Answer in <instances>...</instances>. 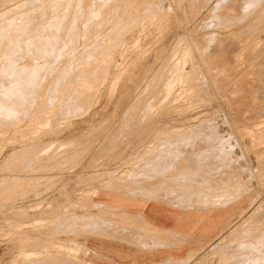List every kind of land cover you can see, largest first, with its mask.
Segmentation results:
<instances>
[{
	"label": "rangeland",
	"instance_id": "374dc122",
	"mask_svg": "<svg viewBox=\"0 0 264 264\" xmlns=\"http://www.w3.org/2000/svg\"><path fill=\"white\" fill-rule=\"evenodd\" d=\"M0 17V264L86 263L82 245L97 264H264V0H0ZM154 135L212 143L209 175L226 180L213 184L210 213L222 222L206 241L96 204V186L128 174L117 167L145 159ZM180 147L165 144L153 163L176 161ZM122 214L151 248L184 246L189 257L95 247L90 228Z\"/></svg>",
	"mask_w": 264,
	"mask_h": 264
},
{
	"label": "crops",
	"instance_id": "0c3cea01",
	"mask_svg": "<svg viewBox=\"0 0 264 264\" xmlns=\"http://www.w3.org/2000/svg\"><path fill=\"white\" fill-rule=\"evenodd\" d=\"M154 136L157 137L144 147L143 152H146L145 154L147 155L145 159L136 164H124L117 167L121 172L128 174L107 181L102 189L98 185L96 186V204L112 209H119L121 213L124 212L127 215H137L139 221H146L156 228L188 233L196 239L206 241L215 235L222 222L221 217H219L220 214L216 216L210 213V209H212L210 203L217 200L216 188H214L213 184L216 181H220L223 177L221 171L217 178H212L209 175L211 173L209 168L215 166L217 162L216 156L214 152H208L207 147L209 146L200 143L199 139L196 140L195 146L192 149L183 147L182 143H189L187 140H189V136L191 135H172L174 137H168V135ZM202 136L209 139L208 135ZM212 137H215V135ZM172 143L181 145L179 150L182 154L178 160L172 161V158L168 156L167 161L164 163H153L155 159L162 155L157 154L160 148L165 144ZM168 153L172 154L173 152ZM173 158L175 157L173 156ZM130 172L132 174H129ZM224 179L226 180V177ZM103 209L108 211L107 208ZM124 214H122L120 221L115 220L116 222L114 221L110 226L90 228L91 233L98 234L97 238L90 239L92 242L93 240H97L93 243L95 247L104 248V245L109 246L112 252L117 251L122 253L119 255L121 259L126 258L130 253H145L157 248L162 249L156 253H162L165 256L179 259H187L189 257L185 256L188 253V249L184 246L178 247L176 245L169 248L167 246L155 245L153 246L154 249L151 248L152 242L148 239L149 237H146L147 240H143L141 232L137 233L131 227L128 228L124 225L127 224L125 222L127 221V217ZM95 215L103 217L98 219H111L110 216L105 215L103 212H97ZM140 223L142 222L140 221ZM101 236H111V239L125 242L124 244H128L129 246L133 242L136 251L134 252L133 248H130L128 245V247L123 245L122 248H119L120 246L116 244V241L102 239ZM139 241L144 243L143 246L139 245ZM82 246L89 250L92 258L98 256L95 250L85 245ZM119 258L117 256V259ZM91 259L87 260L86 263L77 260H75L76 263H73L72 259H66L63 263L66 264V262L69 263L70 261L71 264H97ZM163 260L152 262L158 264Z\"/></svg>",
	"mask_w": 264,
	"mask_h": 264
},
{
	"label": "bare ground",
	"instance_id": "6f19581e",
	"mask_svg": "<svg viewBox=\"0 0 264 264\" xmlns=\"http://www.w3.org/2000/svg\"><path fill=\"white\" fill-rule=\"evenodd\" d=\"M100 1H101V0H100ZM249 2H250V1H249ZM249 2H248V3H249ZM149 3H151V2H149ZM115 4H116V3H115ZM151 7H152V6H151ZM147 8H148V7H147ZM8 9H10V8H8ZM8 9H7V10H8ZM54 9H55V8H54ZM150 9H151V8H150ZM161 9H162V8H161ZM58 10H59V8H58ZM58 10H57V12H58ZM94 10H95V9H94ZM145 10H146V9H145ZM147 10H148V9H147ZM16 11H17V10H16ZM18 11H19V10H18ZM55 11H56V10H55ZM62 11H63V10H62ZM2 12H3V11H2ZM51 12L53 13V11H51ZM152 12H153V11H152ZM16 13H17V12H16ZM2 14H3V13H2ZM54 15H55V14H54ZM58 15H59V14H58ZM36 16H37V15H36ZM48 16H49V15H48ZM50 16H51V15H50ZM8 17H9V15H8ZM161 17H162V16H161ZM0 18H1V17H0ZM11 18H12V17H11ZM11 18H10V19H11ZM39 18H40V17H39ZM39 18H38V19H39ZM49 18H50V17H49ZM12 19H13V18H12ZM72 19H73V18H72ZM160 19H162V18H160ZM127 20H128V19H127ZM130 20H131V19H130ZM156 20H157V19H156ZM35 21H37V20H35ZM35 21H34V23H35ZM39 21H40V20H39ZM10 22H11V21H10ZM19 22H21V21H19ZM24 22H25V21H24ZM29 22H30V21H29ZM29 22H28V23H29ZM44 22H45V21H44ZM56 22H57V21H56ZM131 22H133V21L131 20ZM49 23H50V22H49ZM53 23H54V22H53ZM195 23H196V22H195ZM20 24H21L22 26L24 25V24H22V23H20ZM31 24H32V22H31ZM39 24H40V22H39ZM51 24H52V22H51ZM60 24H61V23H60ZM125 24H126V23H125ZM13 25H14V23H13ZM16 25H17V24H16ZM46 25H49V24H46ZM126 25H127V24H126ZM131 25H132V24H131ZM1 26H2V25H1ZM3 26H5V24H4ZM3 26H2V27H3ZM24 26H26V24H25ZM27 26H29V25H27ZM41 26H42V24H41ZM44 26H45V25H44ZM59 26H60V25H59ZM65 26H66V25H65ZM19 27H20V26H19ZM50 27H51V26H50ZM54 27H55V26H54ZM56 27H57V26H56ZM130 27H131V26H130ZM130 27H129V28H130ZM193 27H194V26H193ZM7 28H8V27H7ZM28 28H30V27H28ZM28 28H27V29H28ZM32 28H33V27H32ZM46 28H47V27H46ZM60 28H61V27H60ZM15 29H16V28H15ZM21 29H23V28H21ZM33 29H34V28H33ZM52 29H53V27H52ZM66 29H67V28H66ZM125 29H126V28H125ZM3 30H4V29H3ZM3 30H2V31H3ZM19 30H20V29H19ZM47 30H48V29H47ZM68 30H69V29H68ZM68 30H67V31H68ZM121 30H122V28H121ZM16 31H17V30H16ZM28 31H29V30H28ZM31 31H32V30H31ZM34 31H35V30H34ZM45 31H46V30H45ZM67 31H66V33H67ZM22 32H23V31H22ZM40 32H41V31H40ZM68 32H69V31H68ZM71 32H72V31H71ZM19 33H20V32H19ZM24 33H25V31H24ZM24 33H22V34H24ZM36 33H37V32H36ZM6 34H7V33H6ZM38 34H39V33H38ZM50 34H51V33H50ZM55 34H56V32H55ZM105 34H106V33H105ZM259 34H260V33H259ZM26 35H27V34H26ZM26 35H25V36H26ZM43 35H44V34H43ZM46 35H47V34H46ZM68 35H70V34H68ZM0 36H1V35H0ZM2 36H4V35H2ZM8 36H9V35L7 34V37H8ZM12 36L14 37V34H13ZM41 36H42V35H41ZM93 36H94V35H93ZM114 36H115V35H114ZM16 37L18 38V36H16ZM21 37H22V36H21ZM28 37H29V36H28ZM32 37H34V36L32 35ZM37 37L39 38V36H37ZM52 37H53V34H52L51 38H52ZM61 37H63V36H61ZM10 38H11V37H10ZM10 38H9V39H10ZM14 38H15V37H14ZM54 38H55V37H54ZM22 39H23V38H22ZM45 39H46V38H45ZM61 39H62V38H61ZM68 39H69V38H68ZM100 39H101V38H100ZM119 39H120V38H119ZM11 40H12V39H11ZM17 40H18V39H17ZM17 40H16V41H17ZM39 40H40V39H39ZM13 41H15V40H13ZM22 41H23V40H22ZM27 41H30V39L27 40ZM32 41H33V40H32ZM55 41H56V40H55ZM72 41H73V40H72ZM115 41H116V40H115ZM11 42H12V41H11ZM19 42H20V41H19ZM38 42H39V41H38ZM96 42H97V41H96ZM2 43H3V42H2ZM20 43H21V42H20ZM44 43H45V42H44ZM16 44H17V42H16L14 45H16ZM30 44H31V42L29 43V45H30ZM260 44H261V43L259 42V38H255V39L253 38V40L250 41V43H249V45H248V51L253 52V51L257 50V49L260 47ZM22 45H23V44H22ZM25 45H26V44H25ZM27 45H28V44H27ZM29 45H28V46H29ZM112 45H113V44H112ZM11 46H12V45H11ZM16 46H17V45H16ZM16 46H15V47H16ZM23 46H24V45H23ZM63 46H64V43H63ZM65 46H66V45H65ZM65 46H64V47H65ZM70 46H71V45H70ZM12 47H13V46H12ZM30 47H31V46H30ZM64 47H63V48H64ZM195 47H196V46H195ZM5 48H6V47H5ZM10 48H11V47H10ZM16 48H17V47H16ZM45 48H46V47H45ZM45 48H44V49H45ZM54 48H55V47H54ZM58 48H59V47H58ZM61 48H62V46H61ZM93 48H94V47H93ZM93 48H92V49H93ZM243 48H244V47H243ZM42 49H43V48H42ZM44 49H43V50H44ZM85 49H86V47H85ZM98 49H99V48H98ZM17 50H18V49H17ZM50 50H51V49H50ZM105 50H106V48H105ZM244 50H245V49H244ZM244 50H243V51H244ZM258 50H259V49H258ZM21 51H22V50H21ZM29 51H30V50H29ZM40 51H41V50H40ZM54 51H55V50H54ZM62 51H64V50L62 49ZM110 51H111V50H110ZM0 52H1V51H0ZM4 52H5V51H4ZM11 52H12V51H11ZM31 52H32V51H31ZM41 52H42V51H41ZM47 52H48V51H47ZM66 52H67V51H66ZM1 53H2V52H1ZM6 53H7V52H6ZM43 53H44V52H43ZM43 53H42V55H43ZM63 53H64V52H63ZM256 53H257V52H256ZM4 54H5V53H4ZM18 54H19V52H18ZM20 54H21V53H20ZM31 54H32V53H31ZM33 54H34V51H33ZM50 54H51V53H50ZM97 54H98V53H97ZM254 54H255V53H254ZM57 55H58V54H57ZM63 55H64V54H63ZM6 56H9V55L7 54ZM13 56H14V54H13ZM32 56H33V55H32ZM48 56H50V55L48 54ZM61 56H62V55H61ZM90 56H91V55H90ZM102 56H103V55H102ZM102 56H101V59H102ZM107 56H108V55H107ZM246 56H247V55H246ZM10 57H11V56H10ZM22 57H23V56H22ZM25 57H26V56H25ZM95 57H96V56H95ZM4 58H5V57H4ZM4 58H3V59H4ZM59 58H60V56H59ZM91 58H92V57H91ZM107 58H108V57H107ZM107 58H106V59H107ZM14 59H16V58H14ZM17 59H18V58H17ZM23 59H24V58H23ZM27 59H28V58H27ZM56 59H57V57H56ZM60 59H61V58H60ZM103 59H104V58H103ZM247 59H248V56H247ZM6 60H7V59H6ZM88 60H89V59H88ZM248 60H249V59H248ZM4 61H5V60H4ZM11 61L14 62V60H11ZM21 61H22V60H21ZM1 62H2V61H1ZM56 62H57V61H56ZM71 62H72V61H71ZM2 63H3V62H2ZM5 63H6V62H5ZM47 63H48V62H47ZM100 63H101V62H100ZM10 64H11V62H10ZM15 64H16V63H15ZM73 64H74V63H73ZM77 64H78V63H77ZM111 64H112V62H111ZM113 64H114V63H113ZM6 65H7V64H6ZM16 65H17V64H16ZM75 65H76V64H75ZM94 65H95V64H94ZM100 65H101V64H100ZM100 65H99V66H100ZM0 66H1V65H0ZM3 66H4V65H3ZM43 66H44V65H43ZM76 66H77V65H76ZM105 66H106V65H105ZM105 66H104V67H105ZM5 67H6V66H5ZM5 67H4V68H5ZM16 67H18V66H16ZM16 67H15V68H16ZM33 67H34V66H33ZM41 67H42V66H41ZM65 67H66V66H65ZM74 67H75V66H74ZM79 67H81V66H79ZM84 67H85V66H84ZM8 68H9V67H8ZM15 68H13V69H15ZM19 68H20V67H19ZM21 68H22V67H21ZM29 68H30V67H29ZM42 68H43V67H42ZM46 68H47V67H46ZM49 68H50V67H49ZM93 68H94V67H93ZM106 68H107V67H106ZM112 68H113V67H112ZM5 69H6V68H5ZM39 69H41V68L39 67ZM65 69H67V68H65ZM87 69H88V68H87ZM15 70H16V69H15ZM15 70L13 71V75H15V74H14ZM59 70H60V69H58V71H59ZM63 70H64V68H63ZM92 70H93V69H92ZM103 70H104V69H103ZM0 71H1V70H0ZM23 71H24V70H23ZM28 71H29V69H28ZM30 71H31V70H30ZM35 71H36V70H35ZM38 71H39V70H38ZM67 71H68V70H67ZM69 71H70V70H69ZM74 71H75V70H74ZM173 71H174V70H173ZM1 72H3V71H1ZM1 72H0V73H1ZM5 72H7V71H5ZM8 72H9V71H8ZM20 72H21V71H20ZM24 72H25V71H24ZM40 72H41V71H40ZM64 72H65V71H64ZM102 72H103V71H102ZM111 72H112V70H111ZM66 73H67V72H66ZM99 73H101V71H100ZM99 73H98V74H99ZM2 74H3V73H2ZM4 74H6V73H4ZM11 74H12V73H11ZM19 74H20V73H19ZM43 74H44V73H43ZM61 74H62V73H61ZM64 74H65V73H64ZM68 74H69V73H68ZM70 74H71V73H70ZM89 74H91V73H89ZM0 75H1V74H0ZM7 75H8V74H7ZM31 75H32V74H31ZM33 75H34V74H33ZM107 75H108V74H107ZM37 76H38V75H37ZM42 76H43V75H42ZM59 76H60V75H59ZM74 76H75V75H74ZM105 76H106V75H105ZM62 77H63V76H62ZM90 77H91V76H90ZM0 78H1V77H0ZM9 78H10V77H9ZM58 78H59V77H58ZM36 79H37V78H36ZM2 80H3V79H2ZM14 80H15V79H14ZM14 80H13V81H14ZM18 80H19V79H18ZM62 80H63V79H62ZM104 80H105V82H106L107 79H103V81H104ZM8 81H9V80H8ZM24 81H25V80H24ZM28 81H29V80H28ZM32 81H33V80H32ZM35 81H36V80H35ZM42 81H43V80H42ZM73 81H74V80H73ZM9 82H10V81H9ZM69 82H70V81H69ZM80 82H81V81H80ZM182 82H183V81H182ZM11 83H15V82H11ZM32 83H33V82H32ZM38 83H39V82H38ZM53 83H54V81H53ZM55 83H56V82H55ZM58 83H59V82H58ZM22 84H23V83H22ZM50 84H51V82H50ZM74 84H75V83H74ZM10 85H11V84H10ZM16 85H17V84H16ZM26 85H29V84H26ZM32 85H33V84H32ZM104 85H105V84H104ZM4 87H5V86H4ZM6 87H7V86H6ZM6 87H5L4 89H6ZM23 87H24V86H23ZM28 87H30V85H29ZM67 87H68V86H67ZM12 88H13V87H12ZM21 88H22V87H21ZM72 88H73V87H72ZM2 89H3V87H2ZM61 89H62V88H61ZM73 89H74V88H73ZM9 90H10V89H9ZM12 90H15V89H12ZM7 92H8V90H7ZM15 93H17V92H15ZM1 94H2V93H1ZM12 94H13V93H12ZM12 94H10V96H11ZM58 94H59V93H58ZM15 95H16V94H15ZM17 95H18V94H17ZM27 95H28V94H27ZM65 95H66V94H65ZM12 97H13V96H12ZM17 97H18V96H17ZM5 98H6V97H5ZM9 98H10V97H9ZM19 99H20V98H19ZM69 99H70V98H69ZM9 100H10V99H9ZM15 100H16V99H15ZM20 101H21V100H20ZM9 102H10V101H9ZM14 102H15V101H14ZM17 102H18V101H17ZM1 103H2V102H1ZM15 103H16V102H15ZM22 103H23V101H22ZM17 104H18V103H17ZM12 105H13V104H12ZM18 105L20 106V104H18ZM22 105H23V104H22ZM22 107H23V106H22ZM0 108H1V107H0ZM4 108H6V107H4ZM24 108H25V107H24ZM27 108H28V107H27ZM27 108H25V109H27ZM8 109H9V108H8ZM12 109H13V108H12ZM15 109H16V108H14V110H15ZM2 110H3V109H2ZM4 110H5V109H4ZM5 111H7V110H5ZM8 111H9V110H8ZM15 111H16V110H15ZM19 111H21V110H19ZM22 111H23V109H22ZM25 111H27V110H24V113H25ZM28 111H29V110H28ZM28 111H27V112H28ZM11 112H13V111H11ZM0 113H1V111H0ZM3 113H4V112H3ZM14 113H16V112H14ZM30 113H31V112H30ZM7 114H8V112H7ZM9 114H10V113H9ZM13 115H14V114H13ZM34 115H35V114H34ZM11 116H12V115H11ZM5 117H6V116H5ZM8 117H9V116H8ZM15 117H16V116H15ZM18 117H19V116H18ZM0 118H1V117H0ZM13 118H14V117H13ZM10 119H11V117H10ZM3 120H5V119H3ZM16 120H17V119H16ZM6 121H7V119H6ZM12 121H13V120H12ZM89 121H90V120H89ZM93 122H94V121H93ZM93 122H92V123H93ZM89 124H90V123H89ZM87 125H88V124H87ZM7 126H9V125H7ZM10 126H11V125H10ZM17 128H18V127H17ZM15 129H16V128H15ZM15 129H13V130H15ZM13 130H12V131H13ZM16 131H17V129H16ZM211 131H212V130H211ZM254 131H255V130H254ZM15 133H16V132H15ZM15 133H14V134H15ZM208 133H209V132H208ZM212 133H214V132H212ZM16 134H17V133H16ZM215 134H216V133H215ZM218 137H219V136H218ZM212 139H213V138H212ZM219 139H220V138H219ZM223 140H224V139H223ZM219 141H220V140H219ZM211 142H212V141H211ZM215 142H216V141H215ZM223 142H224V141H223ZM209 143H210V142H209ZM199 144H200V143H199ZM202 144H203V143H202ZM205 144H206V143H205ZM210 144H212V143H210ZM210 144H208V146H209ZM217 144H218V143H217ZM200 145H201V144H200ZM221 145H222V144H221ZM11 146H12V145H11ZM192 146H193V145H192ZM206 146H207V145H206ZM213 146H214V145H213ZM213 146H212V147H213ZM197 147H198V145H197ZM227 147H228V146H227ZM17 149H18V148H17ZM200 149H201V148H200ZM210 150H211V149H210ZM216 150H217V149H216ZM223 150H224V149H223ZM219 152H220V151H219ZM212 153H213V152H212ZM216 154H217V153H216ZM213 155H214V154H213ZM177 156H178V155H177ZM202 157H203V156H202ZM216 157H217V156H216ZM219 157H220V156H219ZM192 158H193V157H192ZM213 158H214V157H213ZM220 158H221V157H220ZM202 159H203V158H202ZM227 159H228V158H227ZM172 160H174V159H172ZM177 160H178V159H177ZM198 160H199V159H198ZM215 165H216V164H215ZM230 169H231V168H230ZM230 169H229V170H230ZM213 170H214V169H213ZM215 170H216V169H215ZM105 171H106V170H105ZM228 173H229V172H228ZM251 174H252V173H251ZM183 177H184V176H183ZM221 177H222V176H221ZM237 177H238V176H237ZM179 179H180V178H179ZM230 180H231V179H230ZM240 180H242V179H240ZM187 181H188V180H187ZM192 181H193V180H192ZM245 181H246V180H245ZM233 183H235V182H233ZM220 184H221V183H220ZM242 185H243V184H242ZM223 186H224V185H223ZM238 186H240V185L238 184ZM232 188H233V187H232ZM235 188H236V186H235ZM235 188H234V189H235ZM237 188H238V187H237ZM217 189H218V188H217ZM223 190H224V189H223ZM219 191H220V190H219ZM234 191H235V190H234ZM237 191H238V189H237ZM239 191H240V190H239ZM235 192H236V191H235ZM240 192H241V191H240ZM177 198H178V197H177ZM205 202H206V201H205ZM186 203H187V202H186ZM216 204H217V203H216ZM225 206H226V205H225ZM1 214H2V213H1ZM257 215H258V214H257ZM250 220H251V218H250ZM247 222H248V221H247ZM248 223H249V222H248ZM250 223H252V222H250ZM58 226H59V225H58ZM73 226H74V225H73ZM245 226H246V225H245ZM70 227H71V226H70ZM80 227H81V226H80ZM79 232H80V230H79ZM77 233H78V232H77ZM118 237H119V236H118ZM262 237H264V235H262ZM263 239H264V238H263ZM263 239H262V240H263ZM26 240H27V239H26ZM28 240H29V238H28ZM21 241H22V240H21ZM29 241H31V240H29ZM249 241H251V240H249ZM258 241H259V239H258ZM150 242H151V241H150ZM153 242H154V241H152V243H153ZM263 242H264V241H263ZM25 243H26V242H25ZM25 243H24V244H25ZM72 243H74V242H72ZM76 243H77V242H76ZM255 243H256V241H255ZM24 244H23V245H24ZM250 244H251V243H250ZM256 244H257V243H256ZM256 244H255V245H256ZM258 244H259V243H258ZM73 245H74V244H73ZM244 245H245V243H244ZM260 245H261V243H260ZM75 246H76V245H75ZM245 246H246V245H245ZM245 246H244V247H245ZM258 246H259V245H258ZM258 246H257V247H258ZM26 247H27V246H25V248H26ZM82 247H83V246H82ZM260 247H261V246H260ZM260 247H259V248H260ZM25 248H24V249H25ZM73 248H74V247H73ZM261 248H262V247H261ZM78 249H80V248H78ZM251 249H252V248H251ZM19 250H20V249H19ZM62 250H63V249H62ZM80 250H81V249H80ZM84 250H85L84 254H86L85 256L88 257V256L90 255L89 250H88V249L86 250V248L83 247L82 251H84ZM261 250H262V249H261ZM82 251H78V253H80V252H82ZM262 251H263V250H262ZM20 252L23 253V251H20ZM26 252H27V251H26ZM56 252H57V251H56ZM63 252H64V251H63ZM63 252H62V253H63ZM65 252H66V251H65ZM71 252H72L73 254H76V250H75V249H72ZM253 252H255V251H253ZM256 252H257V251H256ZM17 253L19 254V251H18ZM258 253H259V252H258ZM18 254H17V256H19ZM65 254H66V253H65ZM67 254H68V253H67ZM67 254H66V255H67ZM245 254H247V252H246ZM250 254H251V253H250ZM254 254H255V253H254ZM56 255H57V254H56ZM259 255H260V254H259ZM60 256H61V254H60ZM85 256H84V257H85ZM249 257H250V256H249ZM257 257H258V256H257ZM46 258H47V257H46ZM52 258H53V257H52ZM58 258H59V256H58ZM73 258H74V257H73ZM244 258H245V257H244ZM259 258H260V257H259ZM60 259L62 260V258H60ZM63 259H64V258H63ZM67 259H68V258H67ZM255 259L257 260V258H255ZM65 260H66V258L64 259V261H65ZM70 260H71V259H70ZM76 260H77V259H76ZM263 260H264V258H263ZM64 261H63V262H64ZM77 261H78V260H77ZM261 261H262V260H261ZM71 262H72V261H71ZM243 262H244V260H243ZM39 263H40V262H39ZM67 263H68V262H66V264H67ZM73 263H76V262H75V258H74V262H73ZM135 263H137V262H135ZM252 263H253V262H252ZM252 263H251V264H252ZM254 263H255V262H254ZM63 264H64V263H63ZM68 264H71L70 261H69ZM80 264H82V263H80ZM137 264H138V263H137Z\"/></svg>",
	"mask_w": 264,
	"mask_h": 264
}]
</instances>
